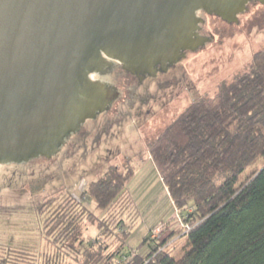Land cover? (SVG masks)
<instances>
[{
	"label": "trees",
	"instance_id": "obj_1",
	"mask_svg": "<svg viewBox=\"0 0 264 264\" xmlns=\"http://www.w3.org/2000/svg\"><path fill=\"white\" fill-rule=\"evenodd\" d=\"M148 152L180 212L179 257L168 240L145 256L124 252L138 217L127 190L134 176L128 161L88 184L86 197L98 214L84 206V195L81 202L41 204V231L56 251L40 256L0 245V264H63L65 256L67 264H264V49L252 54L244 73L193 101ZM88 226L94 238L84 236ZM148 239L155 238L149 234L143 243Z\"/></svg>",
	"mask_w": 264,
	"mask_h": 264
},
{
	"label": "water",
	"instance_id": "obj_2",
	"mask_svg": "<svg viewBox=\"0 0 264 264\" xmlns=\"http://www.w3.org/2000/svg\"><path fill=\"white\" fill-rule=\"evenodd\" d=\"M251 1L264 3L0 0V165L51 159L107 111L117 94L91 75L113 61L131 73L173 65L210 41L195 32L196 12L237 23Z\"/></svg>",
	"mask_w": 264,
	"mask_h": 264
},
{
	"label": "rangeland",
	"instance_id": "obj_3",
	"mask_svg": "<svg viewBox=\"0 0 264 264\" xmlns=\"http://www.w3.org/2000/svg\"><path fill=\"white\" fill-rule=\"evenodd\" d=\"M223 27L227 29L223 37L215 38L222 41L221 45H208L181 63L183 78L174 91L178 92L177 99L166 104L158 101L154 107L146 101L141 115L133 108L125 109L117 125L108 136L101 137L96 147L87 144L75 151L60 152L51 161H31L27 166L0 165V245L25 248L40 256L56 251L41 231L44 215L37 212L41 204L51 200L52 195L70 191L78 197L81 185L82 190L85 188L84 206L98 214L92 198L86 197L88 184L100 179L110 167L121 170L129 161L134 176L127 190L138 217L124 252L137 249L145 256L157 243L168 240V250L173 257H179L185 243L182 234L176 235L181 228L180 212L168 196L148 146L193 101L213 95L219 84L244 73L252 54L264 49V6L240 18L241 32ZM149 234L155 239L143 243ZM84 236L94 238L95 229L88 226ZM69 261L65 256L63 264Z\"/></svg>",
	"mask_w": 264,
	"mask_h": 264
},
{
	"label": "flooded vegetation",
	"instance_id": "obj_4",
	"mask_svg": "<svg viewBox=\"0 0 264 264\" xmlns=\"http://www.w3.org/2000/svg\"><path fill=\"white\" fill-rule=\"evenodd\" d=\"M260 6H264V3L260 4L257 1L249 2L246 6L247 10L237 16V23H227L216 16H208L202 11L196 12V16L201 22L198 23L195 32L199 37L208 38L210 41L194 52L186 51L184 58L173 65H166L165 68L156 65L151 71L131 73L124 72L121 66L113 61L109 69L104 71L101 76L91 75L92 80H99L113 89L117 94V98L112 102L107 111L98 114L92 120H86L76 132L69 134L63 141L59 153L63 151H75L76 149L85 147L87 144H90L92 148L98 146L101 137L108 136L110 129L117 125V118L123 115L127 108H133L136 113L140 114L143 107H145L144 105H146V101L147 105L151 103L154 107L158 101L166 104L170 100L177 99L178 92L174 91L178 89L179 83L182 82L181 63L186 61L191 55L198 54L206 46L215 43V38L221 39L225 31H227L223 26L232 27L239 25L240 18L245 13L259 11ZM146 114L149 115V111ZM55 156L48 160L39 158L34 161H51ZM30 162L24 165L27 166ZM77 189L80 190L78 197L71 191L64 194L52 195V198H50L53 200L52 204L60 205L66 199L81 202V196L84 195L83 191H85V188L82 190V186L80 185ZM56 196L65 197L59 199Z\"/></svg>",
	"mask_w": 264,
	"mask_h": 264
},
{
	"label": "built area",
	"instance_id": "obj_5",
	"mask_svg": "<svg viewBox=\"0 0 264 264\" xmlns=\"http://www.w3.org/2000/svg\"><path fill=\"white\" fill-rule=\"evenodd\" d=\"M128 260H129V259H128ZM128 260H127V261H128Z\"/></svg>",
	"mask_w": 264,
	"mask_h": 264
}]
</instances>
